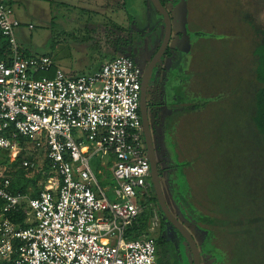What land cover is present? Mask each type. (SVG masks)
Listing matches in <instances>:
<instances>
[{
  "label": "built area",
  "instance_id": "built-area-1",
  "mask_svg": "<svg viewBox=\"0 0 264 264\" xmlns=\"http://www.w3.org/2000/svg\"><path fill=\"white\" fill-rule=\"evenodd\" d=\"M19 26L0 0V154L41 174L13 192L0 165V264H156L155 218L138 229L152 205L141 66L123 55L70 77L47 55L24 57Z\"/></svg>",
  "mask_w": 264,
  "mask_h": 264
},
{
  "label": "rangeland",
  "instance_id": "rangeland-1",
  "mask_svg": "<svg viewBox=\"0 0 264 264\" xmlns=\"http://www.w3.org/2000/svg\"><path fill=\"white\" fill-rule=\"evenodd\" d=\"M44 2L50 3V7L45 8ZM185 2L184 24L183 20H180V25L184 26L183 30L190 39L184 43L187 47L185 46L183 51L180 50V53L183 58L187 55L186 59H189L190 55L191 65L190 71L183 75L185 74L188 81L192 77H195V81L199 78L203 93L211 94L216 102L212 105V102L207 103L202 98V112L198 118H194L195 113L184 117L180 123L182 147H175V150L179 161H191L190 168L185 169L191 174L192 185L203 189L201 191L205 193L201 196L197 192L194 199L200 202L201 197L202 201H207L202 203L216 204L222 202L218 192L222 189H234L239 186L238 183L241 184L236 172L246 168L245 159L251 157V151H254L248 142L249 139L246 140L244 134H238L237 129L243 127L246 119L245 111L241 108V102L239 105L235 104L231 94L235 95L236 92L237 96L245 95L243 104L249 102L244 99L248 93L247 88L252 86V57L248 24L243 18L248 12L256 25L263 28L264 0ZM164 4L176 23L172 26L169 46H176L181 42L180 38H176L178 31L182 30L179 22L177 23V16L181 14L180 2L165 0ZM14 15L20 22L17 40L21 50L33 56L52 57L55 64L70 77L93 73L96 65L114 53L117 56L134 54V57L145 65L159 46L164 32L161 16L150 0H144L143 6L141 0H18ZM196 32L200 35L195 36ZM191 40L195 41L190 44ZM112 48L115 50L113 53L103 52ZM224 64L231 65L233 73L228 75V72L224 71L227 75L222 77ZM162 70L159 62L149 95L147 93V102L152 106L156 103L160 106L159 120L156 122L159 141L163 136V116L167 113V108L164 107L165 98L162 96L166 78ZM199 72L203 74V78L198 76ZM174 73L178 75L181 72L174 70ZM205 104L209 110L204 108ZM235 106L239 110L237 124L234 123L235 120L230 119L232 116L228 113L230 108ZM152 114L153 112L150 113L151 117ZM175 114L174 112L172 117ZM169 115L165 117V121L169 120ZM162 142L161 140L160 143ZM238 145L241 151H237ZM162 158L165 198L170 210L176 214L179 212L174 206L168 186L172 172L177 166L169 162V157L164 153ZM4 159L5 156L1 154L0 165L11 170L12 166ZM106 175L104 184L111 186L109 174ZM97 178L99 181L102 179L100 176ZM224 185H228V188L219 189ZM150 207L151 218H155L152 220L155 223L152 235L157 238L158 222L157 216H154L156 209L154 205ZM188 227L192 230L195 240L200 242L204 239L206 231L189 223ZM174 240L175 246L181 242L177 235H174ZM182 241L187 246L185 248L190 258L189 247L184 239ZM157 249L156 264L181 263L177 255L173 259L167 250L158 246ZM236 259L231 258L229 264H237ZM202 264H209L206 255Z\"/></svg>",
  "mask_w": 264,
  "mask_h": 264
},
{
  "label": "trees",
  "instance_id": "trees-1",
  "mask_svg": "<svg viewBox=\"0 0 264 264\" xmlns=\"http://www.w3.org/2000/svg\"><path fill=\"white\" fill-rule=\"evenodd\" d=\"M161 2L164 4L165 0H161ZM141 3L143 6L144 0H141ZM249 15L246 12V16H243V21L248 24L250 55L252 57V86L250 89L247 88L248 93L244 99V101L249 100V102L243 104L242 99L245 95L237 96L236 92L235 95L231 94L236 101L235 104L239 105L241 102L243 105L241 108L245 111L246 119L243 127L237 129L238 134H244L246 140L249 139L248 142L254 150L253 152L251 151V157H246L245 159V161L247 160L246 168L238 169V173L236 172L241 184L238 183L239 186L234 189H222L221 192H218V196L221 197V203H202L207 201H202L201 197L200 202H198L194 199L196 193L198 192L201 196H204L205 193L201 191L203 189L192 185L191 174L189 170L185 169L190 168L191 161L184 160L174 178L173 194L178 208L187 217L188 221L208 231L207 239L210 242L214 240L215 245L218 244V249L225 253V261L227 257H230V259H235L236 257L237 264H239V261L241 264H248L249 260L250 264H264V27L257 26L252 16L250 17ZM183 28L184 26L182 31H184ZM199 35L200 33L196 32L195 36ZM16 41L18 50L24 57L42 56H33L22 51L18 44L17 35ZM6 47L7 39L0 33V60L4 57ZM172 51L171 48H167L166 53L171 54ZM129 57L133 56L130 54ZM50 58L54 66L58 67L53 58ZM225 79L226 77L221 81L224 82ZM204 96L203 98L207 103L212 102L213 105V102H216L215 97L211 94L209 95L208 93V95ZM204 108L209 110L207 104H205ZM228 113L232 116L230 119L235 120L234 123L237 124L239 122V110H237V107L230 108ZM237 151H241L240 145H238ZM1 154L5 156L4 160L7 162L8 157L4 153ZM197 156H194V158L196 159ZM21 160L22 158L18 157L11 164L12 169L7 172L11 182L10 190L13 192H26L28 187L35 186L41 174L39 166L35 167V169L23 170L19 166ZM37 162L38 159L35 160V163ZM225 187L228 188V185L221 186L219 189ZM36 196L37 193L33 194V197ZM2 204L3 201L0 199V208ZM150 215V212L146 211L140 217L139 230L145 229ZM161 216H164L162 211ZM128 236H131V234ZM164 243L165 241H162V237L159 236L157 245L160 249L165 248Z\"/></svg>",
  "mask_w": 264,
  "mask_h": 264
},
{
  "label": "flooded vegetation",
  "instance_id": "flooded-vegetation-1",
  "mask_svg": "<svg viewBox=\"0 0 264 264\" xmlns=\"http://www.w3.org/2000/svg\"><path fill=\"white\" fill-rule=\"evenodd\" d=\"M178 2H180L179 11L181 10V14H180V16H177V23L179 22V26L181 28L180 20H183V24H184V15L183 14H185L186 2H185V0H178ZM169 14H170V12H169ZM170 17H171L172 26H174L176 24L174 22L175 20L171 15H170ZM181 33H182V30L178 31V34L176 36V38H180V41H181L179 44H177V47L175 49H173L172 46L170 47L168 45L167 48H171L173 50L172 53L171 54L166 53V50H167V48H166L161 59L159 60V62H161V68L163 69L162 71L164 72L165 78H166L165 84L162 88V96L165 98V106L164 107L167 108V111H166L167 113L163 116V122H162L163 123L162 124L163 136H162L161 140L163 142L160 143L161 140L159 141L160 136H159V132H158L157 125H156V122L159 120L158 116H159V112H160L159 111L160 106L158 105V103H156L154 106H152L147 102V115H148V122H149V138H148V136H146V134L144 133V130H143L142 146H143V150H144V155H145V157L149 163L150 170H151V166H150L151 165L150 164V157L151 156H152L151 158H153L155 163H156V166L158 169L161 191L163 193L166 205H167L169 211L171 212V214L173 215V217L178 222H180L184 228H186L190 232L192 237L194 235H193L192 230L189 229L188 223L195 226L197 229H201V230L206 231L205 237L202 241L198 242V240L194 239L197 246H198V249H199L200 263L202 264L203 257H204V255H206L209 264H229L230 263L229 262L230 257H227V259L225 261L224 260L225 253L218 249V247H217L218 244L215 245L214 240H212L210 242L207 239L208 238L207 237L208 231L203 229V228H200L197 225L188 221L187 217L178 208L176 200H175V196L173 194L174 193V185H175L174 184V178L176 176V172L179 171V169H180V165L183 163V160L179 161L177 159V152L175 150V147H179V148L182 147V143H183L181 136H180V130H181V124L180 123H182V120L185 119L184 117H186L190 114H193V113L196 114V116L194 118H198V115H200V113L202 112L201 100H202L203 95H204L203 90H201L200 84H202V83H201V81H199V78H197L196 81H195V77H192L191 80L189 79V81H188V79L187 80L185 79L184 75L187 74L186 72L188 70L190 71L191 59H190V55H189V59H186L187 55L185 56V58H183L182 54L180 53L181 51H183V49H185L187 47V45H186V47L184 46V43H185L184 39L185 38L182 37ZM171 34H172V30H171ZM170 40H171V38H170ZM194 41H191L190 44H192ZM169 43H170V41H169ZM158 47H157V49H158ZM157 49L155 50V52L157 51ZM154 53H153V55H154ZM131 55L133 57H130V58H132L134 61H136L141 66V72L143 73V70L145 69V67L149 61L145 65H142V63H140L141 61L138 58L134 57V54H131ZM125 56H128V54H126ZM152 56H151V58H152ZM158 63L152 69L150 77H149L148 87H147L148 95H149V89H150L151 82H153L154 76L156 75V70L158 69ZM223 66H224V70H223L222 74L230 75L233 73L231 70V65L224 64ZM174 70H177L181 73H179L178 75H175L176 73H174ZM224 71H227L228 73L226 74V73H224ZM183 73H185V74L183 75ZM224 75H222V76H224ZM198 76L200 78H203L202 77L203 74H201V73L198 74ZM148 99H147V101H148ZM151 112H153L152 117L150 115ZM174 112L176 114L173 115V117H172V114ZM187 113H189V114H187ZM168 114H170L169 115L170 118H169V120L165 121V117ZM162 148H163V150H162ZM163 153L169 157V162L175 163L177 166L176 169L172 172L171 179L169 180L170 185L168 186V189L171 193V197H172V201L174 203V206L176 207L177 211L179 212L176 214L170 210V207L168 206V203H167V200H166L165 194H164V188H163V183H162V175H163L162 169L163 168H162V164H161L162 159H163L162 158ZM151 199H152V205H154V207L156 209V216H157V222H158L157 238L154 237L156 246H158L157 240L160 236V237H162V241H165V243L163 244L165 246L164 249L168 251V254H170V257H172L174 259L177 255V257L179 258V261H181V263H179V264H193L192 256H190V258H189L188 251L185 248L187 246H185L184 242L182 241V239H184L182 234L167 219V217L165 215L161 216L162 209H161L159 202L157 200V196H156L155 190L153 188V184H152V198ZM162 213H163V211H162ZM163 217H165L166 219ZM174 235H177L178 239L181 241L176 246L174 245V243H175ZM193 238H195V237H193ZM184 241H185V239H184ZM186 244H187V242H186ZM209 249H211V250L208 251ZM189 250H190V248H189ZM173 264H174V262H173Z\"/></svg>",
  "mask_w": 264,
  "mask_h": 264
},
{
  "label": "water",
  "instance_id": "water-1",
  "mask_svg": "<svg viewBox=\"0 0 264 264\" xmlns=\"http://www.w3.org/2000/svg\"><path fill=\"white\" fill-rule=\"evenodd\" d=\"M159 15L161 16L162 23L164 26V32H163V37L161 40V43L157 49V51L154 53L152 58L149 60L147 63L145 69L143 70L142 73V78H141V90H140V101H139V112H140V117L143 125V130L146 136L149 138V122H148V115H147V87H148V81L149 77L151 74L152 69L154 66L159 62L161 59L164 51L169 45V41L171 38V30H172V22H171V17L166 9L165 5L162 4L161 0H150ZM152 157V156H151ZM150 157V179L153 184V188L155 190L157 200L159 202V205L164 213V215L167 217V219L179 230V232L182 234L183 238L187 242L189 248H190V253L192 256V262L193 264H201L200 263V258H199V249L198 246L190 234V232L182 226L180 222H178L171 212L169 211L166 202L164 200L163 193L161 191V186L159 182V175H158V169L156 166V163L153 158Z\"/></svg>",
  "mask_w": 264,
  "mask_h": 264
},
{
  "label": "crops",
  "instance_id": "crops-1",
  "mask_svg": "<svg viewBox=\"0 0 264 264\" xmlns=\"http://www.w3.org/2000/svg\"><path fill=\"white\" fill-rule=\"evenodd\" d=\"M18 2V0H12V5H13V10H14V7L16 6V3ZM44 7L46 8V7H50V3H47V2H44ZM15 16V15H14ZM20 27V26H19ZM19 29V28H18ZM17 32H18V30H17ZM16 35H17V33H16ZM181 35H182V37H184L185 39H184V41H185V43H187V39L189 38L188 37V35H187V33L185 32V31H182V33H181ZM174 38V37H173ZM190 39V38H189ZM175 40V39H174ZM174 40H173V43H174ZM190 42V41H189ZM171 46H172V44H171ZM170 46V47H171ZM184 46H186V44L184 45ZM177 47V45L176 46H172V48L173 49H175ZM117 48V47H116ZM183 48V47H182ZM114 48H112V50L110 49H108V51L106 50H104L103 52L105 53H113L115 50H113ZM110 56V55H109ZM114 57H117V54H113V55H111L110 57H108L107 59H105L103 62H101L99 65H96L95 66V69H94V71L95 70H97L105 61H108V60H111V59H113ZM204 95L206 96V95H208L207 93H204ZM210 95V94H209ZM204 96V97H205ZM209 97V96H208ZM99 162L96 164V167L98 168V167H100L99 165ZM101 185H103V186H106V185H108V184H104V181L101 183ZM146 225H147V222H146Z\"/></svg>",
  "mask_w": 264,
  "mask_h": 264
}]
</instances>
